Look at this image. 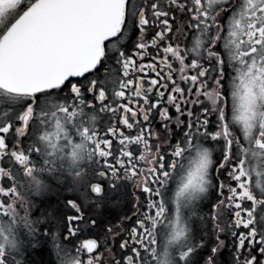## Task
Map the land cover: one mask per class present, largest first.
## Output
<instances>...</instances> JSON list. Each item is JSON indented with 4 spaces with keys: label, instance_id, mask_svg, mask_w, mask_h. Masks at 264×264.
I'll return each instance as SVG.
<instances>
[{
    "label": "flooded vegetation",
    "instance_id": "af4514ba",
    "mask_svg": "<svg viewBox=\"0 0 264 264\" xmlns=\"http://www.w3.org/2000/svg\"><path fill=\"white\" fill-rule=\"evenodd\" d=\"M0 264H264V0H127L95 68L0 87Z\"/></svg>",
    "mask_w": 264,
    "mask_h": 264
},
{
    "label": "water",
    "instance_id": "95a60500",
    "mask_svg": "<svg viewBox=\"0 0 264 264\" xmlns=\"http://www.w3.org/2000/svg\"><path fill=\"white\" fill-rule=\"evenodd\" d=\"M127 0H39L0 40V87L33 94L95 68Z\"/></svg>",
    "mask_w": 264,
    "mask_h": 264
}]
</instances>
